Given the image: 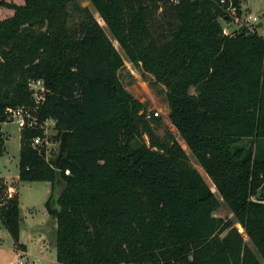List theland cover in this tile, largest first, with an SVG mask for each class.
Segmentation results:
<instances>
[{"label": "trees", "instance_id": "obj_1", "mask_svg": "<svg viewBox=\"0 0 264 264\" xmlns=\"http://www.w3.org/2000/svg\"><path fill=\"white\" fill-rule=\"evenodd\" d=\"M91 2L129 61L164 88L172 124L235 221L214 216L211 187L170 132L156 134L89 8L0 0L9 13L0 19V124L7 108L31 104L30 83L42 80L40 118L68 133L59 166L33 147L41 130L20 138L19 181L51 184L57 262L263 264L264 37L224 35L220 0ZM3 145L0 130V154ZM7 191L0 182V224L23 250L20 198Z\"/></svg>", "mask_w": 264, "mask_h": 264}, {"label": "rangeland", "instance_id": "obj_2", "mask_svg": "<svg viewBox=\"0 0 264 264\" xmlns=\"http://www.w3.org/2000/svg\"><path fill=\"white\" fill-rule=\"evenodd\" d=\"M11 2L22 3L23 0H7ZM84 8H89L95 18L99 21L106 34L114 43L117 51L124 59V68L119 72L120 80L126 90L132 94L138 101L147 106V112L158 113L159 116L152 122L156 134L160 138H164L170 132L183 150L188 155L189 161L194 168H196L204 180L211 187L215 197L219 203L214 216L222 219H231L235 221L234 214L228 203L220 196L215 189L211 179L206 174L198 162L195 155L191 152L187 144L184 142L176 127L172 124L169 118V105L166 98L164 88L156 86L151 75L145 74L141 66L134 65L126 57L125 53L119 46L118 42L113 37L109 28L102 20L98 11L93 7L91 0H79ZM243 13H250L251 15H259L264 25V0H241ZM8 12L0 9V19L8 16ZM219 22L223 28L224 35H232L234 26H228L219 18ZM259 35L264 36V26L258 29ZM194 92V89L191 91ZM33 103V96L32 102ZM29 104V105H31ZM152 120V119H151ZM46 136L45 140L50 145L51 151L46 158L57 159L60 151V143L62 135L59 134L55 127V120L49 121L45 125ZM2 135L4 138V145L0 154V182L7 187L13 186L16 188L14 195H20V210L22 216V226L19 234V242L28 246L31 254L39 255L41 252L40 246L36 243L35 238L37 232L40 231L45 236V241L48 244L46 252L47 260H40L42 264H60L56 261L55 253V223L51 220L47 210L46 202L50 195L46 197V188L44 182H21L19 181V161H20V138L21 130L18 125L13 122H6L1 125ZM19 191V193H18ZM7 195V194H6ZM236 227L241 233L244 229L241 225L236 224ZM248 241V237L245 235ZM249 245L251 243L249 242ZM17 246L7 229L0 224V264H13L19 257V252L16 250ZM45 251V250H43ZM35 260V257L28 256Z\"/></svg>", "mask_w": 264, "mask_h": 264}, {"label": "built area", "instance_id": "obj_3", "mask_svg": "<svg viewBox=\"0 0 264 264\" xmlns=\"http://www.w3.org/2000/svg\"><path fill=\"white\" fill-rule=\"evenodd\" d=\"M173 4H178L180 0H170ZM220 4L223 6L225 17H222V21L228 26H234L235 33L242 28L248 29V33L258 32L259 25L264 26L261 17L259 15H251L250 13H243V7L241 4V9L239 11L238 7L235 5L233 0H220ZM30 89L32 91L33 103L31 105H22L15 108H7L4 113V122H13L16 123L20 130H23L27 127L41 130L42 135L37 136L33 139L32 145L35 148H42L45 150V154L48 155L51 151L50 145L46 142V123L52 121V119L41 120L40 113L43 105L45 104V94L47 89L45 87L44 81L42 80H33L30 83ZM158 113L148 112L146 118L151 120L157 118ZM0 124V130L1 125ZM67 174L69 172L67 171ZM15 193V190L12 187H8L7 195L11 198ZM254 199V198H252ZM264 203V201H263ZM19 257L13 264H42L39 261L33 260L28 257V255L20 251ZM264 264V262H263Z\"/></svg>", "mask_w": 264, "mask_h": 264}, {"label": "crops", "instance_id": "obj_4", "mask_svg": "<svg viewBox=\"0 0 264 264\" xmlns=\"http://www.w3.org/2000/svg\"><path fill=\"white\" fill-rule=\"evenodd\" d=\"M261 28V27H260ZM258 34H259V31H258ZM260 36H262V35H260ZM264 37V36H263ZM46 185H45V188H46V197L48 196V195H51V184L49 183V182H44ZM9 187H12L14 190H15V193H16V188L15 187H13V186H9ZM18 193H19V191H18ZM50 197V196H49ZM19 198H20V195H19ZM49 199V198H48ZM45 235L44 234H42V232H40V231H38L37 232V236L35 237V238H37L36 240V243L40 246V250H41V252L39 253V255H35V254H31L30 252H29V250H28V246L27 245H25V244H23V243H21L20 242V244L21 245H23L25 248L23 249V250H20V249H16L18 252H20V251H23V252H25L28 256H31V257H35L34 259L36 260V261H39L40 262V260H47L46 259V252H47V249H48V244L46 243V241H45V237H44ZM43 250H45V251H43ZM55 257H56V253H55ZM57 261V260H56Z\"/></svg>", "mask_w": 264, "mask_h": 264}, {"label": "water", "instance_id": "obj_5", "mask_svg": "<svg viewBox=\"0 0 264 264\" xmlns=\"http://www.w3.org/2000/svg\"><path fill=\"white\" fill-rule=\"evenodd\" d=\"M262 27V24L259 25V28ZM67 137H68V133L65 132L63 135H62V138H61V143H60V151H59V154H58V157L56 159V164L57 166H59L62 158H63V155L65 154L66 152V149H67Z\"/></svg>", "mask_w": 264, "mask_h": 264}]
</instances>
